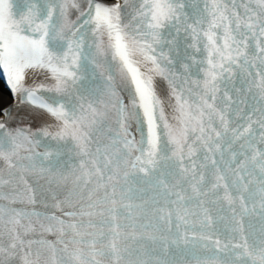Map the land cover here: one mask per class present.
<instances>
[{
    "label": "snow or ice",
    "instance_id": "1",
    "mask_svg": "<svg viewBox=\"0 0 264 264\" xmlns=\"http://www.w3.org/2000/svg\"><path fill=\"white\" fill-rule=\"evenodd\" d=\"M0 81V264H264V0H0Z\"/></svg>",
    "mask_w": 264,
    "mask_h": 264
},
{
    "label": "bare ground",
    "instance_id": "2",
    "mask_svg": "<svg viewBox=\"0 0 264 264\" xmlns=\"http://www.w3.org/2000/svg\"><path fill=\"white\" fill-rule=\"evenodd\" d=\"M0 96H3V95L1 94V92H0Z\"/></svg>",
    "mask_w": 264,
    "mask_h": 264
}]
</instances>
